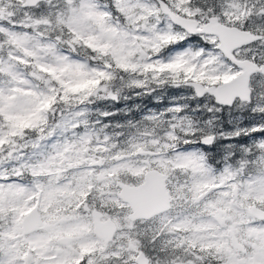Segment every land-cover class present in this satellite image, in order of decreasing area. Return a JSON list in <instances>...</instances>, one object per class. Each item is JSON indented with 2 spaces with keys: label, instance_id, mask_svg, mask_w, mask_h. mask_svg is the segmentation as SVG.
Listing matches in <instances>:
<instances>
[{
  "label": "snow or ice",
  "instance_id": "6c2138e0",
  "mask_svg": "<svg viewBox=\"0 0 264 264\" xmlns=\"http://www.w3.org/2000/svg\"><path fill=\"white\" fill-rule=\"evenodd\" d=\"M0 264H264V0H0Z\"/></svg>",
  "mask_w": 264,
  "mask_h": 264
}]
</instances>
